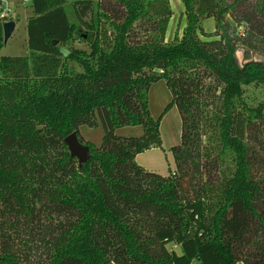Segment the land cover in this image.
<instances>
[{
    "label": "trees",
    "instance_id": "trees-1",
    "mask_svg": "<svg viewBox=\"0 0 264 264\" xmlns=\"http://www.w3.org/2000/svg\"><path fill=\"white\" fill-rule=\"evenodd\" d=\"M30 2V55L4 57L0 0V264H264V61H237L264 58V0H180L173 37L170 0ZM159 81L183 121L169 177L136 159L163 146Z\"/></svg>",
    "mask_w": 264,
    "mask_h": 264
},
{
    "label": "rangeland",
    "instance_id": "rangeland-1",
    "mask_svg": "<svg viewBox=\"0 0 264 264\" xmlns=\"http://www.w3.org/2000/svg\"><path fill=\"white\" fill-rule=\"evenodd\" d=\"M172 9L175 11L174 20L171 23L170 35L173 37L175 33L181 36L185 27V18L181 17L184 5L180 0H170ZM7 6L11 13V18L16 22V29L13 36L8 43L2 48V56L4 57H17L28 56V31L27 24L31 16H33L30 0H5L4 7ZM204 25L208 30H213V23L205 22ZM79 48H84L82 44L78 45ZM238 64L245 66L249 62L264 61V58L259 54L253 53L245 48H240L237 54ZM173 95L165 81L156 82L149 92L150 112L154 120H159L166 112L169 105L172 104ZM183 129V121L177 107H172L167 111L165 116L161 119L160 132L163 140V146L159 149H152L148 152L137 156V163L147 172L156 173L163 177H169L176 170V161L173 156L172 149L181 145V135ZM144 133L143 127L130 126L123 127L116 130V135L120 137H141ZM80 134L84 140L92 146L100 147L103 144L105 136V129L100 123V126L90 128L82 126ZM169 250L181 253L178 247L169 246Z\"/></svg>",
    "mask_w": 264,
    "mask_h": 264
},
{
    "label": "water",
    "instance_id": "water-1",
    "mask_svg": "<svg viewBox=\"0 0 264 264\" xmlns=\"http://www.w3.org/2000/svg\"><path fill=\"white\" fill-rule=\"evenodd\" d=\"M16 29V23L15 22H7L4 25V45L8 43L10 38L15 33ZM65 142L67 143L71 156L73 158H77L80 162L81 166H84L85 164H88L91 160V150L88 146L84 145L82 142L79 141L78 135L76 132L74 134L70 135L65 139Z\"/></svg>",
    "mask_w": 264,
    "mask_h": 264
},
{
    "label": "built area",
    "instance_id": "built-area-1",
    "mask_svg": "<svg viewBox=\"0 0 264 264\" xmlns=\"http://www.w3.org/2000/svg\"><path fill=\"white\" fill-rule=\"evenodd\" d=\"M25 1H29V0H25ZM4 4H5V0H4ZM3 16L4 17H11V13H10V11H9V9L7 8V6H3Z\"/></svg>",
    "mask_w": 264,
    "mask_h": 264
}]
</instances>
